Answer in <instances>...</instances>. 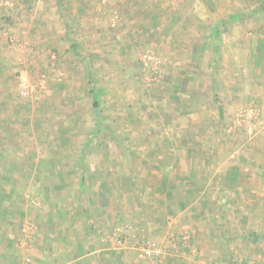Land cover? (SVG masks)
<instances>
[{
    "label": "rangeland",
    "instance_id": "obj_1",
    "mask_svg": "<svg viewBox=\"0 0 264 264\" xmlns=\"http://www.w3.org/2000/svg\"><path fill=\"white\" fill-rule=\"evenodd\" d=\"M39 2L0 0V248L14 264H80L77 244L97 264H160L140 246L170 231L162 264H264V0H99L100 32L77 40L30 32ZM188 181L201 189L175 215Z\"/></svg>",
    "mask_w": 264,
    "mask_h": 264
},
{
    "label": "crops",
    "instance_id": "obj_2",
    "mask_svg": "<svg viewBox=\"0 0 264 264\" xmlns=\"http://www.w3.org/2000/svg\"><path fill=\"white\" fill-rule=\"evenodd\" d=\"M94 1H96V3L99 5V9L96 8L94 11H91L90 7L94 6ZM38 4L39 5H36V9L39 8V11L38 12L35 11V13H36V15H34L35 21L31 23V31H30V32H33L34 34H36L37 38H38V35H39V37H43L44 35H45V37L46 36H52L55 33V31H57V33H61V36H60V34L56 35L57 38L58 37H66V35H67V37L71 36V38L77 40L80 38L79 33L90 32L89 30H91L92 21L96 22L95 23V29L100 32V30H101V23L100 22L102 19L100 17H105V12H104L105 10L104 9H105L106 5H105V3L100 4L99 0H65V1H62V0H49V1L48 0H41V2H39ZM46 7H51V11L49 12L46 9ZM56 17H58L59 19L56 20ZM2 18H3V16L0 17V25H1V22L6 21V19L2 20ZM64 22H67L68 25L67 26L64 25ZM30 32H28V33H30ZM53 43L54 42H49L47 44L53 45ZM38 45L45 46V43L42 42ZM69 46L70 47L74 46V43L68 44V47ZM51 47H54V46H51ZM70 47L67 48V50L70 49ZM43 49H45V48H43ZM67 50H65V52H64V53H66L67 56L74 54V52H72V50L71 51H69V50L67 51ZM60 55H63V54H60ZM239 171H240L239 167H237V170L235 168H232V169L226 168V170L223 171L224 174L222 176L224 178V182H225L226 186L229 188V190H231V191L234 188H236V186H238L242 180V177L240 176V174H238ZM227 178H228V180H227ZM185 193H186V191H185ZM189 193H191V192H189ZM227 193L231 194V192H228V191H227ZM234 194H231V195H234ZM201 204L203 206L205 205L204 203H201ZM186 208L183 210H179L178 207H176V209H173L172 213L177 215L178 214V213H176L177 209L179 210V213L186 212ZM1 221H2V217L0 216V223H1ZM153 228H155V227L153 226ZM249 230H251V228H249ZM2 231H4V230H0L1 234H2ZM251 231L256 232V230H254L253 228ZM167 232H170V231H167ZM167 232H166V234L163 235V238H161V239L158 238L161 240L160 242L155 243V241H154L153 243L156 245L168 243L167 240L170 238L168 237L169 235ZM176 233H179L180 235H182V234L187 233V232L185 230H181V231H178ZM172 234H175V233L172 232L171 235ZM55 235H56V239L60 242L61 239H59L58 236H61V232L58 230V233H56ZM241 235L242 234H240L239 236H241ZM173 244L174 243L169 242V245H170L169 248H172V246L175 247L178 245V244L177 245H173ZM182 245H184V243ZM3 248L4 247L0 248V252H1L0 253V264H14L16 261H18V260L20 261V258L15 257V256H11V254L13 252L11 253V252L7 251L8 250L7 248H5V249H3ZM181 257L183 258V253H182ZM182 258H180L179 261ZM166 260H168L169 263L172 264V262H173L172 260H174V257L169 256V257H167Z\"/></svg>",
    "mask_w": 264,
    "mask_h": 264
},
{
    "label": "trees",
    "instance_id": "obj_3",
    "mask_svg": "<svg viewBox=\"0 0 264 264\" xmlns=\"http://www.w3.org/2000/svg\"><path fill=\"white\" fill-rule=\"evenodd\" d=\"M118 14V13H117ZM216 33H217V35H219L218 34V30L216 31ZM261 46V45H260ZM264 46V45H263ZM93 81H94V79H93ZM92 86V85H91ZM96 87V86H95ZM95 87L93 88V87H91V90H90V94H91V96L93 97L92 98V103H91V105H92V107L93 108H95V109H97V111H103L102 110V108L101 107H99V105H98V102H96L94 99H95V97H96V94L98 93V91H95ZM98 95V94H97ZM107 123H112V122H104V124H107ZM70 128V127H69ZM69 128H67L66 130L65 129H63V130H65V132H66V135L67 134H70L71 133V131H70V129ZM64 133V132H63ZM105 140V138H97V139H95V141H98V144H99V147H102V145H103V141ZM170 161V160H169ZM27 163H29V162H27ZM143 163H145V165H146V161L145 162H143ZM161 164V163H160ZM162 165V164H161ZM31 167H33V165H30ZM161 169H162V172H161ZM32 170H34V168L32 169ZM109 171H111V170H109ZM109 171H107V175L110 173ZM158 171L161 173V184H160V189L159 190H164V186H165V182H167V180L169 179V178H171L170 176L172 175H170V174H168V171L171 173L172 171H173V167H172V164H170V163H166L165 165H163V167L161 168V166H159L158 167ZM85 173H87V175H86V177L87 178H90V175H89V173L87 172V171H85ZM84 173V174H85ZM84 174L82 175V177H81V181L83 182V184H85L86 183V178L84 177ZM62 177V175H60L59 174V176L58 177ZM129 179H131V178H129ZM110 179H107V181H109ZM226 180V179H225ZM227 180H228V178H227ZM193 183L194 182H191V181H188L187 182V188H186V193L185 192H183L184 194H182V193H179L180 195H179V197H178V200H177V207H178V209L179 210H183V209H185L186 207H188L189 206V204H190V198H189V196L187 195V192L189 193V192H194V191H200V187H194L193 186ZM62 184V183H61ZM103 185H100L99 187H101L100 188V190H99V192H98V195H100V197H101V199H102V202H103V204H101V207H104L105 205H107V203H106V197H108L109 195H111V189H109V190H104L103 189V187H102ZM49 189H51L50 187H49ZM173 195V191H171V192H169L168 193V196L169 197H171ZM79 209H80V207H78V209H77V211H78V215H80V212H79ZM58 233V232H57ZM85 247L86 246H83L82 244H77L76 245V247L74 248V250L71 252V259L72 258H74V259H77V258H82V256L85 258V261L84 260H81L80 261V264H97V259H98V257L97 256H95V255H93L92 254V248H90V250L91 251H86L85 250ZM94 248V247H93ZM110 251H116V250H110ZM114 254H115V256H114V258L115 259H118L117 257V255H116V252H114ZM87 255H90V257H87ZM117 256V257H116ZM154 262H156L155 260H154ZM158 263V262H157ZM99 264V263H98ZM119 264H121V263H119ZM160 264H162V262L160 263Z\"/></svg>",
    "mask_w": 264,
    "mask_h": 264
},
{
    "label": "built area",
    "instance_id": "obj_4",
    "mask_svg": "<svg viewBox=\"0 0 264 264\" xmlns=\"http://www.w3.org/2000/svg\"><path fill=\"white\" fill-rule=\"evenodd\" d=\"M27 89L28 87L26 85L22 86L21 94L23 96H26L29 94ZM113 235H114L112 238L113 241L112 242L110 241L112 250H115L116 248L118 249L122 248L126 244V239L123 238L122 235H118V234H113ZM173 245H176V243H174ZM139 252H140L139 254L140 259L155 260L158 263L162 262L161 256L163 255V250L161 246L148 242L140 246ZM27 262H29V260H27Z\"/></svg>",
    "mask_w": 264,
    "mask_h": 264
}]
</instances>
